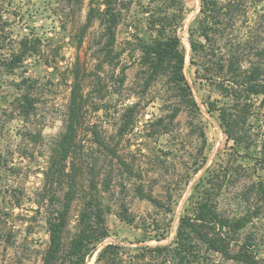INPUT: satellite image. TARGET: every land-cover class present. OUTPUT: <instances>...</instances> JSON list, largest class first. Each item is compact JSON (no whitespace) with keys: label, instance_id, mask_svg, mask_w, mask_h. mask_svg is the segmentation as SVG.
<instances>
[{"label":"rangeland","instance_id":"1","mask_svg":"<svg viewBox=\"0 0 264 264\" xmlns=\"http://www.w3.org/2000/svg\"><path fill=\"white\" fill-rule=\"evenodd\" d=\"M123 1L126 3L121 5L123 12L115 31V49L121 51V62L127 65L124 88H121V93L110 91L116 83L111 79L112 71L106 67L101 76L107 80L109 92L105 101L109 110L104 113L101 109L90 119L111 136L117 129L118 111L137 99L133 89L137 84L140 51L134 43L127 42L136 41V37L149 42L151 37L147 29V14L143 12L149 0ZM179 1L183 18L177 35L185 55L183 72L199 108L195 125L191 127L186 112L181 111L176 116L172 134L145 136L144 125L167 112L165 108L169 103L162 100L166 85L161 80L154 83L140 100L138 121L120 143V150L127 160H133L140 168H152L145 173V180L158 178L154 193L162 197L166 181H170L171 189L177 188L172 211L165 214L148 201L137 198L132 192L131 182L125 180L126 189L122 191L114 186L107 195L112 206L106 219L108 234L94 243L83 264H97V254L109 243L123 247V260L142 246L171 244L179 217L189 211L191 202L199 195L208 169L217 170L220 174L226 172L225 184L217 193L219 207L226 215L258 212L253 213L252 221L239 231L236 241L232 242L250 244L249 250L260 264H264V195L262 190L257 191L256 187L250 186L253 181L264 182V109L255 107L256 113L250 117L255 139L250 148L234 145L225 139L217 112L209 108V102L213 101L218 106L224 98L208 80V73L200 70L199 75L196 74V65L192 63L200 62L190 48L189 38L190 29L200 16V0ZM90 8L98 14L104 8V0H0V264H42V256L49 243L46 217L50 204L45 192L44 172L50 147L64 130L70 68L79 61L88 72L94 71L97 62L94 54L99 32L97 18L79 45V31ZM261 8L264 10V0L250 6L246 15L239 16L233 29H224V34H245L248 24L255 20ZM25 36L39 38L37 52L27 51L23 59L11 63L12 54L20 50L19 40ZM224 41L221 39L220 42ZM9 64H13L12 67H8ZM118 72L119 68L114 74ZM22 79H29V82L22 83ZM89 88L85 86L86 91ZM26 94L31 96L33 106L29 115L24 116L19 109L20 98ZM256 102L258 104L259 99ZM201 128L205 135V163L194 173L192 160L201 144L197 135ZM154 155L165 164L160 171L159 167L154 170L151 164ZM121 199L134 217L131 223L121 220L115 213ZM76 214L77 206L73 204L65 241L74 232L72 226L75 225ZM143 219L158 220L163 238L157 240L153 236L156 234L154 231L144 229ZM201 264L243 263L208 251L205 252V262Z\"/></svg>","mask_w":264,"mask_h":264},{"label":"trees","instance_id":"2","mask_svg":"<svg viewBox=\"0 0 264 264\" xmlns=\"http://www.w3.org/2000/svg\"><path fill=\"white\" fill-rule=\"evenodd\" d=\"M261 1L200 0V16L190 29L189 37L190 48L200 61L192 62L196 65L195 73L199 75L200 70L207 72L208 80L214 83L224 98L218 106L213 101L209 102V108L217 112L225 139L237 146L242 144L244 148H250L255 141L250 122L255 107L264 109V10L257 11L255 20L248 24L243 35L224 34V29H233L239 16L246 15L250 6ZM125 3L123 0H104V8L98 14L90 8L79 31L80 45L93 20L98 19L99 32L94 53L97 62L94 71L88 72L79 61L70 68L64 130L50 147L44 172L45 192L50 204L46 217L49 243L43 253L42 264H83L94 243L108 234L106 219L112 206L107 195L114 186L120 187V191L125 190V180L133 183L132 192L137 198L148 201L165 214L172 211L171 204L177 188L171 189L170 181H166L163 196L154 193L158 178L145 180V173L152 168H140L133 160H127L120 150V143L133 131L138 121L140 100L154 83L161 80L166 85L162 100L169 103L165 108L167 112L144 125L145 136L172 134L176 116L181 111L186 112L190 126L195 125L199 108L183 72L185 55L177 35L183 18L179 0H149L143 12L147 14L150 41L136 37V41L127 42L134 43L140 51L137 84L133 89L137 99L124 105L120 112L116 110L115 134L107 135L94 120H90L93 113L101 109L107 113L109 110L105 101L109 92L107 80L101 76L106 67L112 71L111 79L116 83L110 91L121 93V88H124L127 65L121 62V51L115 49V31L122 17L121 5ZM221 39L225 41L220 42ZM39 43V38H21L20 50L12 54L11 63L23 59L27 51L37 52ZM118 68L119 72L114 74ZM86 79L89 80L85 82ZM26 81L29 82V79H22V83ZM85 86L90 88L86 91ZM32 106L30 95L20 98L19 110L24 116L29 115ZM197 135L201 144L192 160L194 173L205 163L202 128ZM151 164L154 170L165 166L157 155L151 159ZM225 181L226 172L220 174L217 170L208 169L199 195L191 202L189 211L179 217L171 244L142 246L123 260V247L109 243L97 254V264H201L205 262V252L208 251L243 264H260L249 250L250 244L232 242L236 241L239 231L252 221L253 213L258 212L226 215L217 198ZM250 186L256 187L257 191L262 190L264 195L263 181H253ZM73 204L77 206L76 222L72 226L74 232L65 241ZM118 207L116 215L128 223L133 222L134 217L123 199L118 200ZM142 225L144 229L154 231L156 234L153 236L157 240L163 238L158 220L143 219Z\"/></svg>","mask_w":264,"mask_h":264}]
</instances>
